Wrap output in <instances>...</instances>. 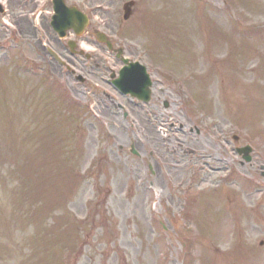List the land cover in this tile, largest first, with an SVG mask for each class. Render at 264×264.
I'll return each instance as SVG.
<instances>
[{
  "label": "rangeland",
  "instance_id": "1",
  "mask_svg": "<svg viewBox=\"0 0 264 264\" xmlns=\"http://www.w3.org/2000/svg\"><path fill=\"white\" fill-rule=\"evenodd\" d=\"M1 1L0 264H264V0H134L128 21L131 0H69L95 67L48 46L73 75L34 41L46 0ZM96 31L146 65V112L106 84Z\"/></svg>",
  "mask_w": 264,
  "mask_h": 264
},
{
  "label": "water",
  "instance_id": "2",
  "mask_svg": "<svg viewBox=\"0 0 264 264\" xmlns=\"http://www.w3.org/2000/svg\"><path fill=\"white\" fill-rule=\"evenodd\" d=\"M128 10H127V15H128ZM127 15L125 16V18L127 17ZM66 16H69V17H71V19H70V21H71V23L74 25V27H78L79 28V30L81 31L82 30V25L83 24H86V22H85V20H84V23L81 25L80 24V20L81 19H79V17H78V13L76 12V11H74V10H69V12L67 13V15ZM61 17V16H60ZM78 23L81 25V26H79L78 25ZM77 24V25H76ZM57 26H59L61 29L63 28V27H65L66 26V24H65V22H64V19H62V17L60 18V19H58V21H57ZM78 31V30H77ZM243 152H245L244 150H242ZM246 160L247 161H249V157H246Z\"/></svg>",
  "mask_w": 264,
  "mask_h": 264
}]
</instances>
